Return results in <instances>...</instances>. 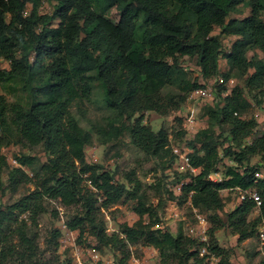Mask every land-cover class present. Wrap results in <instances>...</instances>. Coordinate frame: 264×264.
<instances>
[{"label": "trees", "instance_id": "16d2710c", "mask_svg": "<svg viewBox=\"0 0 264 264\" xmlns=\"http://www.w3.org/2000/svg\"><path fill=\"white\" fill-rule=\"evenodd\" d=\"M42 1L0 0V58L9 60V68H0V89H20L24 95L20 101L8 102L0 92V148L9 143L23 147L42 144L47 154L46 161L39 164L35 156L15 155L18 165L12 166L0 154V192H14L29 178L20 166L33 171L36 183L33 191L0 208V264L52 263L39 262L38 233L34 229L46 196L63 206L79 205L80 211L69 216L66 224L77 230L81 242H86L83 233L88 228L93 239L87 241L92 240L98 248L120 249L116 264H129V244L139 241L158 251L159 264H169L170 260L202 264L200 244L194 238L181 229L173 233L154 228L160 221L156 217L151 223L142 221V216L151 218L156 212L139 194V180L132 179L130 189L118 183L110 170L86 162L85 147L91 135L70 109L88 100L98 82L107 108L116 112L103 131L107 138L112 131L114 135L126 131L144 153L159 160L168 157L170 165L173 156L168 133L143 124V111L167 112L173 95L163 93L165 88L175 87L188 94L200 85L188 77L180 56L196 57L200 71L209 77L217 73L222 55L228 67L223 72L225 78L231 72L242 76L252 70L245 77L244 87L251 92L259 90L264 84V0H48L54 6L51 14L40 13ZM239 5L247 7L249 13L228 18ZM113 7L118 10L116 22L107 17ZM53 20H57L56 25L51 24ZM215 27L220 29L218 34H212ZM224 35L235 36L226 52ZM249 51L254 53L248 56ZM216 97L205 109L210 125L190 139L191 164L199 172L182 185L181 195L187 198L192 192V204L200 212L216 211L224 206L220 190L255 186L261 197L257 217L248 219L254 209L250 200L240 202L226 217L240 242L257 233L259 223L264 224V179L255 181L253 173L259 168L250 165L254 155L264 162V133L255 135V120L242 116L251 105L243 87L234 86L222 104H214ZM124 116L128 124L115 125ZM212 125L219 127L217 134ZM223 156L230 157L236 166H226L220 182L207 179L218 170ZM4 168L9 169L6 184L1 179ZM123 197L137 201L133 210L139 219L108 234L100 210ZM210 218L214 223L221 221L216 214ZM10 223L15 225L16 244L4 237V227ZM216 228H210L209 247L219 255L218 264H234L214 240ZM60 234L59 228L53 232L55 249ZM257 264H264V258Z\"/></svg>", "mask_w": 264, "mask_h": 264}, {"label": "rangeland", "instance_id": "374dc122", "mask_svg": "<svg viewBox=\"0 0 264 264\" xmlns=\"http://www.w3.org/2000/svg\"><path fill=\"white\" fill-rule=\"evenodd\" d=\"M53 2L43 0L39 8L40 13L51 14L53 11ZM30 9L28 5L26 12ZM249 13V10L244 5H239L235 11L229 14L228 18L235 17L241 18ZM107 17L116 22L118 21L119 15L116 7H113L108 13ZM52 25L57 24V20L51 22ZM220 31L219 27H215L212 34H218ZM235 39L233 35H224L222 37L223 50L226 52ZM254 52L249 51L248 56H251ZM259 57H262V53L258 52ZM170 61V60H169ZM179 62L183 66V69L187 73L191 80H195L198 84L206 83L208 79L214 76L223 75V72L228 71L225 58L220 55L218 61V71L216 74L206 77L202 74L199 67L197 66L196 57L180 56ZM0 68H9V60L0 58ZM252 72L249 70L248 73ZM247 73V74H248ZM247 74L242 76L236 75L235 72H231L228 78H233L235 83L233 85L220 86L217 88V97L214 104H222V98L231 92L234 86L243 87V94L250 101V107L242 114L247 119H254L256 122L255 135L264 133V84L256 91H250L244 87V80ZM227 79V78H226ZM11 84V83H10ZM10 84L8 86H10ZM18 88V87H17ZM0 92L5 96L8 102L15 100L20 101L24 95L21 94L20 89L17 92L11 91L10 87H4L0 89ZM170 92L173 95L171 98V107L167 108V112L162 113L159 111L149 110L143 111L142 123L149 126L153 131H157L164 128L168 133V138L174 142L179 141L180 143L186 142L192 152L193 148L189 143L194 134L203 128L209 126L207 121L208 115L206 113V107H208V101L203 100H189L188 94L178 91L175 87L165 88L163 93ZM175 108H174V107ZM189 110H193L195 114L196 127L191 135H188L186 140L185 131L183 127V121L189 113ZM71 113L77 119L79 125L87 130L91 135V142L85 147V160L90 164H98L104 169H108L114 173L115 180L118 183L125 184L128 188H133L130 183L132 179H137L140 182V192L142 199L145 200L147 205H152L156 215L149 217L147 214L142 216L144 223L153 222L156 218L163 224L165 230H170L176 233L179 229L188 236V225L195 224V215L192 211L191 206L187 204L188 197L183 195L173 194L167 187L168 178L174 175V179L171 180V184H174L180 179H190L192 174L189 172L178 174L176 173L173 162L174 157L170 165L168 164V157L159 160L149 154L144 153L136 145H134L130 139L128 132H123L119 135H114V131L107 135L103 133L107 129V122L115 116L116 112L107 108L104 101V95L101 86L98 82H95L93 93L88 100L75 103L71 109ZM136 113L133 118H137L140 114ZM131 119L134 120V119ZM128 124L125 116L119 121L115 122V125ZM215 133L219 132L217 125H212ZM109 131V127H108ZM226 146V144H225ZM0 154L4 155L12 166V160L15 155L25 154L35 156L37 158V164L45 162L47 154L44 150L43 145H37L33 147H23L21 144L9 143L3 145L0 148ZM219 154L222 155V147H219ZM164 165V166H163ZM250 165L256 166L261 169L264 176V162L258 155H254L250 158ZM226 166H236V163L228 156L222 158L219 163L218 172L222 178H224V171ZM243 169V167H242ZM7 168H4L1 172V179L4 184L7 183ZM30 170V169H29ZM29 178L21 182L18 189L14 192L5 190L0 192V208H4L7 205L15 202L21 196H24L35 189V178L33 171H29ZM168 175V176H167ZM264 179V178H263ZM170 192H169V191ZM224 206L220 210H202L204 215L208 218L209 230H208V241L211 244L210 228L217 226L213 232L214 240L220 248L226 250L230 259L234 264H257L262 260L261 255V244L257 238L256 231L251 237H248L242 241L237 240V234H235L231 228L227 225L226 217L230 211H232L240 201L238 199V190L234 188L220 190ZM188 196V195H187ZM136 200L123 197L117 203L109 206L108 208L102 207L99 213L100 219L103 220L106 232L108 234L116 233L120 230V226L124 223L128 225L134 224L139 219V216L134 212L133 207L136 204ZM172 203L174 208H177L179 216L177 220H171L168 215V204ZM194 206V205H193ZM44 211L37 217V224L34 226L35 231L38 233L37 243L39 245V262H56L68 259L69 253L65 250L54 248L53 232L60 225V220H66L69 216L80 211L79 205L63 206L57 199L46 196L43 201ZM58 213L56 214V210ZM216 214L220 217L221 221L214 223L210 216ZM258 215V208L252 210L248 215V219L252 220ZM25 214L22 215L25 218ZM156 217V218H155ZM188 223V224H187ZM216 224V225H215ZM261 223L256 226V230ZM15 225L10 223V227H4V237H7L10 243L16 244L17 238L14 232ZM83 237L86 240L93 239V236L88 231V228L83 233ZM91 242H93L91 240ZM215 242V243H216ZM95 243V242H94ZM148 247L150 249H148ZM100 248V249H99ZM99 253L103 260L113 261V264L121 257V250L114 249L109 246H100ZM130 252L142 256L145 255V251H148V255L152 257V262L159 264L160 257L158 251L153 249L152 246H147L145 243L139 241L134 244H129ZM169 264H177L176 261L170 260ZM193 264V263H191Z\"/></svg>", "mask_w": 264, "mask_h": 264}, {"label": "built area", "instance_id": "2783aa9c", "mask_svg": "<svg viewBox=\"0 0 264 264\" xmlns=\"http://www.w3.org/2000/svg\"><path fill=\"white\" fill-rule=\"evenodd\" d=\"M235 80L233 78H224L221 75L214 76L207 80L206 83H201L198 87L191 90L188 94L189 100H203L211 102L217 96V88L220 86L233 85ZM237 115V113H234ZM195 122V114L193 110H189L188 115L183 121V129L185 131L186 140L188 139V135H191V132L195 130L196 127ZM250 143V139L247 140ZM169 147L172 156L174 157L173 166L176 173H186L189 172L193 176L199 172V168L195 167L191 164L190 153L191 150L186 142L180 143L179 141L174 142L169 139ZM12 163L14 165H18L16 161L13 159ZM25 172H27V168L25 166H20ZM263 171L261 169L254 170V180L257 181L259 179H263L264 176L262 174ZM28 173V172H27ZM174 179V175L168 178L167 187L173 194L180 195L182 192V185L186 184L190 179H180L177 180L174 184H171V180ZM207 179L220 182L224 178L220 176L218 172H211L208 174ZM86 184L91 186V181L89 179L85 180ZM235 190H238V199L240 202L250 200L254 203V207L258 208L261 205V197L258 193L255 186L247 187V188H239L235 187ZM228 190V189H227ZM192 192H189L187 204L191 206L192 211L195 215V224L188 225V236L194 238L197 242H199L198 248V256L202 258V264H218L219 255L212 251L209 247L208 241V230L209 223L206 215L201 213L196 206H193L190 195ZM168 215L171 220H177L179 216V212L177 208H174L172 203L168 204ZM57 210H60V208ZM26 215V214H25ZM26 217V216H24ZM188 224V223H187ZM154 228L164 229L163 224L158 221L153 225ZM60 237H59V249L68 251V264H113V261L103 260L101 254L99 253V249L95 243L90 241H79L77 230H73L69 228L66 224L65 220H60L59 225ZM257 238L261 244V255L264 258V224L259 225L257 229ZM85 239V238H84ZM151 247V246H150ZM153 248V247H152ZM148 249H150L148 247ZM154 249V248H153ZM145 255L138 256L132 252L129 254L128 263L129 264H157V262H152V257L148 255V251L144 252ZM115 264V263H114Z\"/></svg>", "mask_w": 264, "mask_h": 264}]
</instances>
